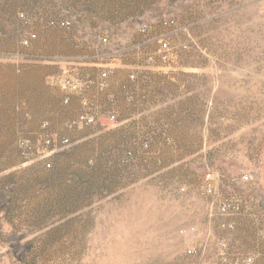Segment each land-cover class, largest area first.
Here are the masks:
<instances>
[{
	"label": "rangeland",
	"instance_id": "obj_1",
	"mask_svg": "<svg viewBox=\"0 0 264 264\" xmlns=\"http://www.w3.org/2000/svg\"><path fill=\"white\" fill-rule=\"evenodd\" d=\"M0 264H264V0H0Z\"/></svg>",
	"mask_w": 264,
	"mask_h": 264
},
{
	"label": "built area",
	"instance_id": "obj_2",
	"mask_svg": "<svg viewBox=\"0 0 264 264\" xmlns=\"http://www.w3.org/2000/svg\"><path fill=\"white\" fill-rule=\"evenodd\" d=\"M166 49H167L166 44L161 45L160 51L163 52V54L166 52ZM110 119H111V121H115L113 116L110 117ZM81 121H82V123H84L86 125L92 124V119H90V118L84 117V118L81 119ZM67 145H68V141L67 140H64V141L60 142V146L62 148L67 147ZM46 168H50V165L49 164H46ZM246 180H247V178L244 177L243 178V181H246ZM221 211L222 212H225L226 211V208H222Z\"/></svg>",
	"mask_w": 264,
	"mask_h": 264
}]
</instances>
